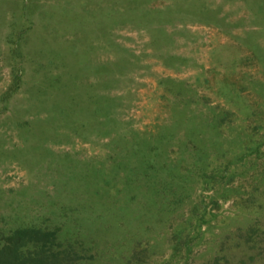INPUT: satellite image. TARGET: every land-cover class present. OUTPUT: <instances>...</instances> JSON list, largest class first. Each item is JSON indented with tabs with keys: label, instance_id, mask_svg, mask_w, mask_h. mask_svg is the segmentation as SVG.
<instances>
[{
	"label": "rangeland",
	"instance_id": "obj_1",
	"mask_svg": "<svg viewBox=\"0 0 264 264\" xmlns=\"http://www.w3.org/2000/svg\"><path fill=\"white\" fill-rule=\"evenodd\" d=\"M48 264H264V0H0V249Z\"/></svg>",
	"mask_w": 264,
	"mask_h": 264
},
{
	"label": "trees",
	"instance_id": "obj_2",
	"mask_svg": "<svg viewBox=\"0 0 264 264\" xmlns=\"http://www.w3.org/2000/svg\"><path fill=\"white\" fill-rule=\"evenodd\" d=\"M51 235L35 229L17 231L10 244L0 249V264H48V256H42L40 252L23 251V248L31 243L39 247L41 242L49 240Z\"/></svg>",
	"mask_w": 264,
	"mask_h": 264
}]
</instances>
